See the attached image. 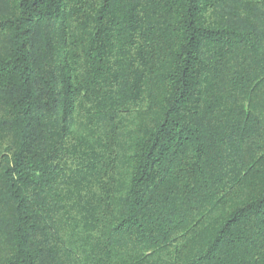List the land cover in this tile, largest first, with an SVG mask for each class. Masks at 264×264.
<instances>
[{"label": "trees", "instance_id": "trees-1", "mask_svg": "<svg viewBox=\"0 0 264 264\" xmlns=\"http://www.w3.org/2000/svg\"><path fill=\"white\" fill-rule=\"evenodd\" d=\"M0 264H264V0H0Z\"/></svg>", "mask_w": 264, "mask_h": 264}]
</instances>
